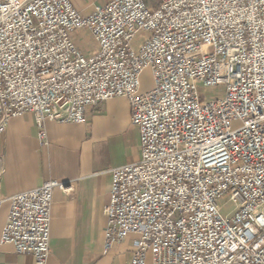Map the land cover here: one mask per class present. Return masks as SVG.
<instances>
[{"label":"built area","instance_id":"1","mask_svg":"<svg viewBox=\"0 0 264 264\" xmlns=\"http://www.w3.org/2000/svg\"><path fill=\"white\" fill-rule=\"evenodd\" d=\"M112 98L131 105L141 157L111 170L105 248L134 235L130 264H264V0H110L87 15L0 0V135L32 113L45 142L47 120L83 123ZM56 189L12 195L0 243L45 264Z\"/></svg>","mask_w":264,"mask_h":264},{"label":"crops","instance_id":"2","mask_svg":"<svg viewBox=\"0 0 264 264\" xmlns=\"http://www.w3.org/2000/svg\"><path fill=\"white\" fill-rule=\"evenodd\" d=\"M110 0H70L87 15ZM86 52L95 49L79 35ZM47 140L39 139L32 113L9 121L0 135V237L10 210V197L40 187L50 179L65 184L56 189L52 206L50 255L45 264H130L135 236L105 248L112 184L111 170L141 157L140 131L132 122L126 98H112L87 109L83 123L45 122ZM0 264H39L32 255L0 243Z\"/></svg>","mask_w":264,"mask_h":264},{"label":"rangeland","instance_id":"3","mask_svg":"<svg viewBox=\"0 0 264 264\" xmlns=\"http://www.w3.org/2000/svg\"><path fill=\"white\" fill-rule=\"evenodd\" d=\"M149 3L155 4L157 0H147ZM152 85V72L149 68H145L141 74V92H145L148 90ZM212 90L208 91L207 94L210 95ZM239 122L233 123L234 127L239 126ZM227 197L221 199L220 204L222 205V212L223 214H230L234 210L233 203H227Z\"/></svg>","mask_w":264,"mask_h":264}]
</instances>
